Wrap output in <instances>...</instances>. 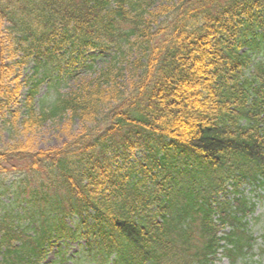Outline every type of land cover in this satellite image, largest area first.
I'll use <instances>...</instances> for the list:
<instances>
[{
    "label": "trees",
    "instance_id": "obj_1",
    "mask_svg": "<svg viewBox=\"0 0 264 264\" xmlns=\"http://www.w3.org/2000/svg\"><path fill=\"white\" fill-rule=\"evenodd\" d=\"M263 9L0 0V264H215L221 248L256 264L246 188L264 197V61L243 49L261 50ZM47 124L69 134L61 148L34 143ZM60 239L85 243L48 261Z\"/></svg>",
    "mask_w": 264,
    "mask_h": 264
},
{
    "label": "rangeland",
    "instance_id": "obj_2",
    "mask_svg": "<svg viewBox=\"0 0 264 264\" xmlns=\"http://www.w3.org/2000/svg\"><path fill=\"white\" fill-rule=\"evenodd\" d=\"M261 17L264 20V12L261 13ZM260 31L263 32L262 29H260ZM258 43L261 45V50L252 49L251 50V52L253 53L252 55H255L254 58L256 59H259V58L264 59V37H259ZM244 50H249V49L246 48ZM92 53H95V52L92 51ZM103 60L104 59L99 57L95 61L96 68L102 65ZM32 66L33 64H29L23 70L19 71L22 78H25L30 73ZM89 75H90V70H87V69L78 70L75 73V76L73 74V78L69 79L66 82V86L65 85L60 86L62 88V92H67L69 88L70 89L76 88L77 81L81 78H87ZM45 92H46V86H43L41 90V94L37 98H40L42 95L45 94ZM20 94H21V97L19 101L14 103L11 107L14 110L20 109L22 107V100L24 99L25 95L23 94L22 91L20 92ZM62 126L63 125L47 124L43 128H41V130L38 133L34 134L33 139H34V143L37 145V148L39 150L45 151L49 149L61 148L65 143H67L69 140V134H67L66 132L65 133L63 132ZM76 129L77 127L74 126L72 133L76 132L77 131ZM0 130H1L0 131V146H2L3 144L9 143L10 138H9L8 132L3 130V128H1V124H0ZM138 157H140V155ZM68 223H69V226L74 227L72 225L71 220L68 221ZM249 229L251 230L253 235L256 238H258L257 243L259 244V246H261V248H264V238H262V236L264 235V199H261L260 203H258V206L254 213V219L251 220ZM64 242H65L64 239H60L58 242H56L55 245H53V247L51 248L49 252L48 261L57 259L56 252L59 246L66 250V257L70 258L72 256H76L77 252L81 250L80 245L84 244V241L66 240V242L65 243ZM257 254L258 256L254 258V260L257 261L256 264H264V255L260 256V253H258V251H257ZM63 264H73V262L69 259ZM92 264H98V263H92ZM216 264H230V260H228V258H222L221 260L217 261ZM237 264H241V263L239 262Z\"/></svg>",
    "mask_w": 264,
    "mask_h": 264
},
{
    "label": "water",
    "instance_id": "obj_3",
    "mask_svg": "<svg viewBox=\"0 0 264 264\" xmlns=\"http://www.w3.org/2000/svg\"><path fill=\"white\" fill-rule=\"evenodd\" d=\"M0 79H1V53H0Z\"/></svg>",
    "mask_w": 264,
    "mask_h": 264
}]
</instances>
